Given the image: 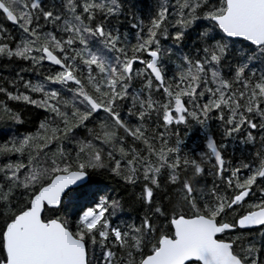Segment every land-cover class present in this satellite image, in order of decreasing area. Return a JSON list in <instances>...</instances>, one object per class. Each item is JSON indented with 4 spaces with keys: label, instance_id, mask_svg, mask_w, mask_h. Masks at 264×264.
I'll return each mask as SVG.
<instances>
[{
    "label": "snow or ice",
    "instance_id": "obj_1",
    "mask_svg": "<svg viewBox=\"0 0 264 264\" xmlns=\"http://www.w3.org/2000/svg\"><path fill=\"white\" fill-rule=\"evenodd\" d=\"M0 264H264V0H0Z\"/></svg>",
    "mask_w": 264,
    "mask_h": 264
},
{
    "label": "trees",
    "instance_id": "obj_2",
    "mask_svg": "<svg viewBox=\"0 0 264 264\" xmlns=\"http://www.w3.org/2000/svg\"><path fill=\"white\" fill-rule=\"evenodd\" d=\"M28 127H29V125H28V124H25L24 128L19 129V130H20V131H23L24 129H26V128H28ZM182 127H183V126H181V128H182ZM212 130H213V131L215 130L214 127H213ZM190 136L192 137V139L189 140V141H187V143L189 144V146H193L194 142H195V143H199V140H198L199 133H198V132H196L195 134L190 133ZM100 179H101V183H102V185L105 186V190H106V191L108 190V188H113V181H112V180L103 179V178H100ZM113 190H115V189L113 188ZM114 222H115V221H114ZM257 231H259V229H257Z\"/></svg>",
    "mask_w": 264,
    "mask_h": 264
}]
</instances>
